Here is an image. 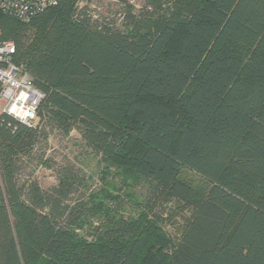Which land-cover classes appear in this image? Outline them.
Segmentation results:
<instances>
[{
	"label": "trees",
	"instance_id": "1",
	"mask_svg": "<svg viewBox=\"0 0 264 264\" xmlns=\"http://www.w3.org/2000/svg\"><path fill=\"white\" fill-rule=\"evenodd\" d=\"M80 3L0 14L44 94L35 127L0 114V264H264V0H144L120 25ZM42 126L75 129L119 190L151 195L126 190L134 214L107 188L61 211L19 178ZM169 203L189 213L176 235Z\"/></svg>",
	"mask_w": 264,
	"mask_h": 264
},
{
	"label": "rangeland",
	"instance_id": "2",
	"mask_svg": "<svg viewBox=\"0 0 264 264\" xmlns=\"http://www.w3.org/2000/svg\"><path fill=\"white\" fill-rule=\"evenodd\" d=\"M143 3L144 0H81L80 5H87L93 17L120 25L126 4L133 5L137 11ZM43 133L47 136L40 134L34 152L22 164L19 178L21 182L36 181L43 192L53 198L60 197L61 211L65 207H73L79 201H86L91 193L107 188L112 195L118 196V199L109 201L108 206L120 209L124 214H134L139 206L125 196L126 190L137 202H143L151 195V186L147 181L119 190L123 184L120 176L104 174L99 156L87 146L75 129L62 133L47 126ZM60 179L66 180L68 186L60 189ZM175 207L173 203L156 205L158 212L164 210L165 215L172 217L171 221L164 223L165 229L172 235H176L184 222V216L189 215L187 211L179 214Z\"/></svg>",
	"mask_w": 264,
	"mask_h": 264
},
{
	"label": "built area",
	"instance_id": "3",
	"mask_svg": "<svg viewBox=\"0 0 264 264\" xmlns=\"http://www.w3.org/2000/svg\"><path fill=\"white\" fill-rule=\"evenodd\" d=\"M60 0H0V14L28 23ZM16 47L0 31V114L5 113L30 127L38 125L39 105L44 98L25 67L15 61Z\"/></svg>",
	"mask_w": 264,
	"mask_h": 264
}]
</instances>
